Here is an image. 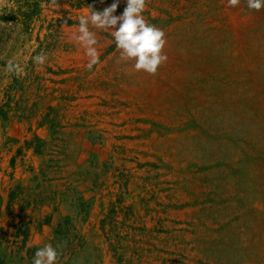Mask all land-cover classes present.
I'll list each match as a JSON object with an SVG mask.
<instances>
[{
	"label": "rangeland",
	"instance_id": "obj_1",
	"mask_svg": "<svg viewBox=\"0 0 264 264\" xmlns=\"http://www.w3.org/2000/svg\"><path fill=\"white\" fill-rule=\"evenodd\" d=\"M113 2L0 0V264H33L46 244L57 249L56 264H264V128L249 125L250 134L237 140L232 128L211 124L208 132L209 123L194 121L195 134L222 139L240 158L238 164L225 157L209 167L195 165L191 173L213 177H193L182 192L162 160L148 163L138 151L108 147L86 113L75 114L82 63L66 31H76L88 6L102 11ZM125 7L119 0L114 15ZM228 12L260 32L264 49V8L249 10L246 0L236 7L227 0H147L142 15L179 46L205 34L209 41L215 28L193 26ZM89 27L108 42L100 58L117 52L109 31ZM232 45L221 42L223 50ZM41 53L48 60L37 65L33 57ZM9 61L21 67L19 75L6 70ZM259 69L264 75V64ZM220 72L218 89L241 80L239 69L232 77ZM215 105L223 121L231 110L222 99ZM249 112L254 115L253 108ZM201 114L215 117L210 109ZM139 120L158 135L165 131ZM256 220L261 228L255 236Z\"/></svg>",
	"mask_w": 264,
	"mask_h": 264
},
{
	"label": "bare ground",
	"instance_id": "obj_2",
	"mask_svg": "<svg viewBox=\"0 0 264 264\" xmlns=\"http://www.w3.org/2000/svg\"><path fill=\"white\" fill-rule=\"evenodd\" d=\"M239 15L228 12L222 19L195 24L193 27L196 29L215 28H210L214 35L207 42L206 34L203 40L196 39L191 43L185 38L179 46L175 39H166L163 52L168 59L158 68L156 75L136 71L133 61H121L119 50L104 58L99 57L100 63L88 70L85 67L88 57L76 42L78 60L82 64L78 74L79 100L75 114L85 112L87 122L97 126L108 147L119 145L130 153L138 151L143 154L141 161L148 163L162 160L169 170L165 171L169 173L168 179L178 191L183 192L191 185L193 177H213L210 171L207 176L195 171L191 173L195 165L209 167L225 157L228 163L238 164L240 155L236 149H230L222 139L215 141L195 134L190 126L194 121L209 123L208 132L211 124L217 128L229 127L237 140L250 134L249 125L252 129L264 128V75L259 69L264 64V49L259 48L260 32H251ZM217 28L223 30L225 36L220 35ZM72 33L74 31L67 29L68 37L71 38ZM96 37V47L101 56L108 42L106 44L103 38ZM223 39L232 42L229 51L222 49ZM223 68L227 77L240 70L241 80L237 86L225 90L217 88L216 81L222 76L220 71ZM112 99V103L101 106L102 101ZM217 99L224 100L227 111L231 110L223 121L217 114ZM248 108H253L254 115ZM207 109L215 114L214 118L201 114ZM142 111L145 116H142ZM140 118L160 124L165 131L159 130L158 135L156 129L141 122ZM249 196L254 197L253 192ZM252 201H247L249 207H252ZM245 217L249 218V215ZM253 228L255 236L260 234L261 223L256 220Z\"/></svg>",
	"mask_w": 264,
	"mask_h": 264
},
{
	"label": "clouds",
	"instance_id": "obj_3",
	"mask_svg": "<svg viewBox=\"0 0 264 264\" xmlns=\"http://www.w3.org/2000/svg\"><path fill=\"white\" fill-rule=\"evenodd\" d=\"M118 2L119 0H115L102 11H96L88 6L86 13L79 17L78 27L72 33L71 39L84 48L88 57L85 67L92 70L100 63V53L96 47L98 40L96 33L90 30L91 25L105 31L111 30L121 61H133V68L136 71L156 75L158 68L168 59L163 52L167 42L164 31L149 24L142 15L147 0H126L122 14L114 15ZM52 3L56 4L57 0H52ZM246 3L249 10L259 11L264 8V0H246ZM227 4L229 7H236L240 0H227ZM33 60L37 65H44L48 57L41 53L33 57ZM6 70L17 75L22 72L21 67L12 61L8 62ZM58 255L56 248L46 244L35 252L33 264H56Z\"/></svg>",
	"mask_w": 264,
	"mask_h": 264
}]
</instances>
